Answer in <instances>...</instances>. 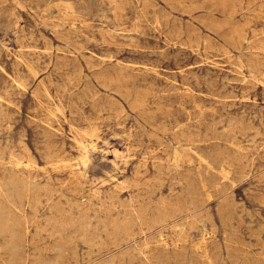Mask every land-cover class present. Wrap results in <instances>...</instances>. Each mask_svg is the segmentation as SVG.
<instances>
[{
  "label": "rangeland",
  "instance_id": "obj_1",
  "mask_svg": "<svg viewBox=\"0 0 264 264\" xmlns=\"http://www.w3.org/2000/svg\"><path fill=\"white\" fill-rule=\"evenodd\" d=\"M10 263L264 264V0H0Z\"/></svg>",
  "mask_w": 264,
  "mask_h": 264
},
{
  "label": "bare ground",
  "instance_id": "obj_2",
  "mask_svg": "<svg viewBox=\"0 0 264 264\" xmlns=\"http://www.w3.org/2000/svg\"><path fill=\"white\" fill-rule=\"evenodd\" d=\"M57 109V108H56ZM24 147V146H23ZM86 150V149H85ZM117 151L118 150H116V149H114V154L115 153H117ZM235 154V153H234ZM53 156V155H52ZM84 158H85V156H84ZM15 159V158H14ZM116 159V158H115ZM10 160V159H9ZM34 160V159H33ZM32 160V161H33ZM20 161V160H19ZM27 162H29V161H27ZM25 166V165H24ZM73 167V166H72ZM37 172V171H36ZM71 172V171H70ZM248 172V171H247ZM244 173V172H243ZM48 184V183H47ZM53 190V189H52ZM24 196V195H23ZM52 200V199H51ZM88 201V200H87ZM54 205V204H53ZM15 207V206H14ZM30 216V215H29ZM3 223H5V221H2ZM174 224V223H173ZM8 225V224H7ZM15 225V224H14ZM176 225V224H175ZM204 225V224H203ZM172 227H173V225H171ZM80 228V227H79ZM81 229V228H80ZM13 232V231H12ZM11 233V232H10ZM161 233V232H160ZM14 234V233H13ZM154 239V238H153ZM43 240V239H42ZM158 240V239H157ZM164 240V239H163ZM170 242H171V240H170ZM158 244V243H157ZM177 244V243H176ZM15 246V245H14ZM118 249V248H117ZM237 250V249H236ZM207 251V250H206ZM149 253V252H148ZM120 254V253H119ZM148 259V258H147ZM104 261V260H103ZM14 263V262H13ZM203 263V262H202ZM205 263V262H204ZM11 264V263H10Z\"/></svg>",
  "mask_w": 264,
  "mask_h": 264
}]
</instances>
